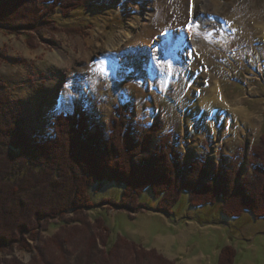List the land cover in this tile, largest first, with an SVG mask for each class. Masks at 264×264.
Returning <instances> with one entry per match:
<instances>
[{"label":"rangeland","instance_id":"1","mask_svg":"<svg viewBox=\"0 0 264 264\" xmlns=\"http://www.w3.org/2000/svg\"><path fill=\"white\" fill-rule=\"evenodd\" d=\"M26 1L34 11L30 27L24 23L26 28L22 27L16 35L6 36L0 31V76L8 84L11 100L25 120L29 135L47 134L54 116L69 114L75 107L91 113V132L96 125L103 126L107 132L111 116L122 106L124 119L132 124L150 127L154 123L159 126L157 136L170 134L177 140L176 153L182 168L177 178L180 186L188 180L196 161L204 175L201 185L227 172L234 159L239 160L235 185L244 179L251 180L255 167L252 148L264 140V41L262 34L256 33L252 41L243 34L248 19H252L255 28L264 26V0H210L207 5H198L193 14L187 0H79L80 5H86L84 11L78 9L77 3L76 10L61 17L58 9L55 12L44 0ZM60 10L64 11L62 7ZM205 11L214 15L207 16ZM145 12L152 16L153 33L149 39L130 40L119 52L111 51L118 34L139 22ZM191 19L192 24L194 19L198 20L195 33L202 48L192 51L187 58L191 41L186 30ZM136 34L137 31L132 32V39ZM163 40L164 45L172 47L174 58L165 59L164 52H155ZM199 59H204L203 67H198L197 62L192 64L191 60ZM108 62L114 63L120 76H107ZM97 67L104 69L100 70L103 77L98 75ZM152 71L186 73V78H191L189 81L195 78L203 87L217 84L227 105L233 104L251 116L252 135L243 124H238L240 134H235L228 131L225 122L216 120L211 121L213 131H208L209 127L203 123L205 110L196 113L189 106L180 105L182 96L173 92L176 82L164 92L159 90ZM200 71L205 74L203 77ZM191 91L190 86L187 92ZM192 94L197 95V91ZM59 95L68 98L65 109L54 107V99ZM227 110L223 111L224 116ZM211 111L218 113L215 109ZM152 138L155 139L150 153L155 151L158 137ZM122 190L120 184L108 182L89 189L93 208L81 217L86 221L87 231L69 239L73 248L67 255L71 262L75 256L86 253L95 239L97 247L102 249V237L89 236L97 233L94 223L98 218L109 230L110 245L117 237H125L145 252L156 250L175 264H217L225 247L235 251L232 264H264V217L255 219L245 212L238 218H227L221 214L219 203L192 207L185 191L167 215L157 210L159 200L148 189L140 196L139 205L121 203ZM58 221H43L48 228L44 237L58 232ZM126 250L112 254L109 263L150 264L148 255L141 253V258H147L140 261L135 256L138 250L135 253ZM33 256L32 251L15 253L24 264Z\"/></svg>","mask_w":264,"mask_h":264},{"label":"trees","instance_id":"2","mask_svg":"<svg viewBox=\"0 0 264 264\" xmlns=\"http://www.w3.org/2000/svg\"><path fill=\"white\" fill-rule=\"evenodd\" d=\"M44 3L55 12L58 9L61 17L73 12L79 0H44ZM28 4L26 0H0L3 34L16 35L26 28L25 24L30 27L34 11ZM85 7L79 4L78 9L84 11ZM26 14L32 15L27 18ZM124 108L119 106L114 111L107 132L101 125L94 126L91 132V113L75 107L69 115L56 116L47 134L29 135L25 120L11 100L8 84L0 76V264H24L15 257L17 250L34 252L28 264H110V257L126 249L133 253L138 250L135 256L140 261L147 258H141L142 253L149 256L150 264H175L156 250L145 252L125 237H117L110 245L109 230L98 218L94 223L97 233L89 236H101L102 249L95 239L86 253L70 261L67 251L73 247L69 239L87 231L86 221L81 217L93 208L89 189L95 185L99 188L104 182L123 187V204L139 205L140 196L148 189L159 200L157 210L167 215L185 191L192 207L219 203L221 214L227 218H238L245 212L255 219L264 217V140L252 148L255 167L251 180L244 179L235 185L239 160L234 159L227 172L201 185L204 175L196 161L187 183L180 186L177 178L182 168L177 140L170 134L157 136L159 126L154 123L150 127L132 124L124 119ZM152 137L158 138L155 151L150 153L155 139ZM53 219L59 220L56 223H60L59 230L44 237L48 228L43 223L46 220L51 223ZM234 257L235 251L225 247L217 264H232Z\"/></svg>","mask_w":264,"mask_h":264},{"label":"bare ground","instance_id":"3","mask_svg":"<svg viewBox=\"0 0 264 264\" xmlns=\"http://www.w3.org/2000/svg\"><path fill=\"white\" fill-rule=\"evenodd\" d=\"M209 1L210 0H207V1L206 0H187V3L191 7V12L193 14L198 5H207L209 3ZM190 14L191 13L187 12L186 15L189 18L190 17L192 18V16H190ZM204 14L207 16H213L214 12L209 13L208 11H205ZM151 17L152 16H151L150 12H145L143 14L141 20H139V22H137L134 25H128L127 26L128 28L123 29V31H121L118 34L117 39H115L113 41L110 50L119 52L121 46H124L123 44L129 43L130 40L135 41V42H140V41H143L146 39L148 40L149 36L153 33V31L151 30V27H150V18ZM197 21H195V19H194V24H192V19L189 20L190 26L186 30L187 35H188L187 37L191 41V47H190V51L187 54V58L190 57L189 54H191L192 51H194L198 48H202V47L198 46V42L196 40L197 36H196L195 31L197 28ZM246 24H247L246 30H245V33L243 34V36L247 35V38H249L252 41V39L255 38V34L259 33V34H262V36H261L262 41H264V26L263 25H256V28H255L254 25L252 24V19H248V21H246ZM208 25H209V23H208ZM140 26H142V27L140 28ZM206 27H208V26H206ZM146 29H148V30H146ZM133 31H137V34H136V37H133V39H132L131 34ZM167 40H170V39L168 38ZM164 43H165V40H163L161 45H159L155 49V52H157V51L158 52H164L165 59L174 58L175 54H173V49H171L172 47L169 48V45H164ZM180 55H183V54H180ZM204 55L207 56L206 53ZM200 56L202 57V54H200ZM262 56L264 57V50L262 52ZM183 57L186 58L185 55ZM203 60L199 59V61L198 60H196V61L191 60V61H192V64L197 62L196 65H198V67H203V63H201V61H203ZM108 63H109V70H108L107 76L109 78H116L117 76H120L119 70H117L114 67L115 66L114 63L113 62H108ZM100 70H104V69H100ZM100 70H99V67H97L96 71H98V73H99L98 75L103 77L101 75V74H103V72ZM105 71H107V70H105ZM152 73H153L152 79H153V82L155 84V87H157L162 92L167 90L169 85L172 84V82H176V85H175L173 92H174V94H177V92H179L180 96H182L183 99L181 100L180 105L183 104L184 106H187V107L189 106L190 109L195 111L196 113H198V112L201 113L202 109L205 110L206 117L204 118L203 123L206 125V127H209L208 131H210V132L213 131L211 121L216 120V121H218V123H224L225 122V125L229 126V127L226 126L228 128V131L235 133V134H240V133H238L239 132L238 130L240 129L238 124H243L245 131H247L249 135H252V128L254 127V123H253L252 119L250 118L251 116L246 114L244 111H242L238 107H235L233 104L227 105L225 103L223 97L221 96L222 92L218 91L217 84H213V85L206 84V87L205 86L203 87V86H200L201 83L199 82V80L194 81L195 80V78H194L193 82H191V81H189L191 78L189 80L186 78V73H183L180 75L179 73H177V71L170 72V73L168 72L167 73L168 75L164 71H161V72H159V71L153 72L152 71ZM199 74H200V77H203L205 75L202 71H200ZM91 86H90L89 90H91ZM190 86L192 88V91L187 92V88H189ZM181 89H183V91H181ZM194 89H196V90H194ZM194 91H195V93L197 91V95L192 94V92L194 93ZM87 92H90V91L87 90ZM65 95H59L58 97H56L54 99V104H55L54 107H56L57 110L65 109L68 106V104H67L68 98ZM214 109L216 111L218 110V113L211 114V112H212L211 110H214ZM226 109H228L227 114H226L227 116H224L223 111Z\"/></svg>","mask_w":264,"mask_h":264}]
</instances>
